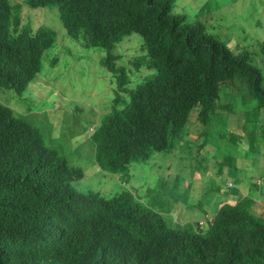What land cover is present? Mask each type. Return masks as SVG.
Listing matches in <instances>:
<instances>
[{
	"label": "trees",
	"instance_id": "16d2710c",
	"mask_svg": "<svg viewBox=\"0 0 264 264\" xmlns=\"http://www.w3.org/2000/svg\"><path fill=\"white\" fill-rule=\"evenodd\" d=\"M26 2L57 5L70 36L108 50L100 63L118 89L91 134L103 170L127 175L132 161L175 147L193 115L206 127L217 109L232 111V102H218L236 81L245 83L255 109L264 107V72L251 62V52L235 51L209 30L208 20L177 11L175 0ZM19 11L20 4L0 0V90L18 93L56 40L49 26L14 38L10 27ZM133 32L141 34L147 54L134 64L149 57L156 74L129 87L126 66L117 64L111 48ZM200 133L198 151H204L209 136ZM195 158L205 161L198 152ZM83 176L25 115L0 102V264H264V219L248 209L250 199L224 203L199 233L193 226L168 227L127 189L77 190Z\"/></svg>",
	"mask_w": 264,
	"mask_h": 264
},
{
	"label": "rangeland",
	"instance_id": "374dc122",
	"mask_svg": "<svg viewBox=\"0 0 264 264\" xmlns=\"http://www.w3.org/2000/svg\"><path fill=\"white\" fill-rule=\"evenodd\" d=\"M12 1L22 6L21 23H29L33 27L47 24L56 30L57 40L52 48L45 51L37 78L41 76L50 90L65 94V101L62 99L58 116L45 109L31 114L35 115L37 121L49 118L52 131L47 137L48 144L65 154L71 164L83 169V178L75 182L77 189L109 193L119 187L128 188L148 206L160 211L171 224L196 223L205 221V216L212 217L215 209L209 204L216 202L212 193L218 189L222 193L226 187L220 181L224 180V173H228L225 165L243 168L257 153L264 151V111L254 108L255 99H251L245 83L239 80L231 88L221 91L218 103L232 102L235 106L232 111L217 109L206 127L193 115L175 141V148L155 151L145 162H131L130 174L125 176L124 183L122 178L98 166L94 158L95 146L90 140L92 118L98 116L103 106L114 99V78L100 63L108 50L87 48L81 38H69L61 23L57 5L31 8L20 0ZM175 9L187 14L190 20H195L197 16L208 20L211 32L214 31L235 51H250L251 62L264 68V0H175ZM142 45L141 34L133 32L111 48L113 53L119 55L116 62L126 66L130 87L150 80L156 74L149 57L143 59L139 66L134 64V61L147 55ZM55 57L57 59L53 61ZM5 93L17 100L28 96L26 92L22 95ZM23 102L30 104L28 99ZM75 103L84 107L77 112V116L67 109ZM45 104L46 99L41 98L30 105L31 108H38ZM206 130L212 134L208 144L209 154L199 151V156L205 159L201 171L206 167L207 172L198 175L194 173V155L198 152L195 148L203 139L200 131ZM220 168L218 176L222 178L216 180ZM245 175L248 185L253 187L258 182L252 170L246 171ZM257 177L264 179V173L259 172ZM241 188L244 191L247 189L245 185ZM197 204H202V207ZM203 208L208 209L205 214ZM261 208L258 212L264 211Z\"/></svg>",
	"mask_w": 264,
	"mask_h": 264
},
{
	"label": "clouds",
	"instance_id": "9594fccd",
	"mask_svg": "<svg viewBox=\"0 0 264 264\" xmlns=\"http://www.w3.org/2000/svg\"><path fill=\"white\" fill-rule=\"evenodd\" d=\"M20 1L21 2H25V4L28 7H30L27 4L26 0H20ZM9 2L11 4V6H15V4H16V2H13L12 0H9ZM44 7H48V6H44ZM21 8H22V6L20 4V9ZM31 8H33V7H31ZM38 8H40V7H38ZM19 13H20V11H19ZM41 26H49V25L40 24V25H38L36 27H33L29 23H21V17H20L19 20H18V23L14 24L13 27H10V32L14 35V38H15L24 29L29 30L33 34ZM55 32H56V30H55ZM66 34H67V36L69 38L72 37V36H70L67 33V31H66ZM72 38H74V37H72ZM56 40H57V37H56ZM56 40H55V42H56ZM55 42L50 47H48L47 49L52 48L55 45ZM87 48H90V47H87ZM42 58H43V56H42ZM56 59H57V57H55L53 59V61H56ZM119 65H122V64H119ZM102 66H104V65H102ZM41 67H42V61H41ZM41 67L38 70V72L33 75V79L28 83L29 85H28V87H27V89L25 91L28 94L27 97H22L21 100H17L12 95H10L9 93H5V92H14V91H9V90L2 91V90H0V102L1 103H3V102L8 103L12 107H14L15 110L18 111L19 114L25 115L26 118L28 119L30 125L34 126L36 129H38L39 132L42 133L46 137V141H47V137L50 135L49 133L52 131V129L50 128V125H52V123H50V120H49L48 117H45L46 121H37L35 115H33L31 113H36L39 110L45 109V110L48 111V113H53L54 115L58 116V112L62 109V107H61L62 99H64L65 94H63L61 91H58V90H55V91L50 90L48 84L43 80V78L41 76L39 78H37L38 73L41 70ZM260 67L262 68V70L264 72V68L262 66H260ZM108 71L110 72V70H108ZM111 75H112V77L114 78V81H115L116 89H114V92H116L117 89H118L117 81H116L115 77L113 76L112 72H111ZM129 82H130V79L128 77V82H127L128 86H129ZM14 93H16L18 95H22L24 92H20V93L14 92ZM114 95H115V93H114ZM41 98H45L46 101H47V104H45L43 106H40L38 108H31L30 104L38 102ZM24 99H28V102L30 104L24 103L23 102ZM114 99L103 106V110L98 114V116H96L95 118H92V121L90 123V124H93V126L91 128L92 129L91 134L94 132L95 128L98 127V125H99V123L101 121V116L103 114H106L108 111H110ZM64 101H65V99H64ZM46 107H48V108H46ZM50 107H53V108H50ZM28 108H30L31 110H28ZM83 108L84 107L81 106L80 104L75 103L73 107H68L67 109L69 111H71L73 115L77 116L78 115L77 112L80 109H83ZM254 108H255V106H254ZM256 110L257 111H264L262 108L259 109V110L258 109H256ZM206 133L208 134L209 141H210L211 138H212V134L209 133L207 130H206ZM90 140H92L91 135H90ZM212 142H214V141H212ZM93 143H94V141H93ZM208 144H209V142L205 146V150L204 151H208ZM217 145H216V148H217ZM94 146H95V143H94ZM51 147H53V146H51ZM170 148L173 149L175 147L173 146V147H170ZM195 151H198V147L195 148ZM198 153H199V151H198ZM94 154H95V152H94ZM195 155H194V160L196 162V166H195L196 169L194 170V173L196 172L198 175L199 174L203 175L204 173L207 172V168L203 167V169L201 171L200 167H201V165H204L205 161L200 162V161L196 160ZM205 155H207V154H205ZM94 158H95V156H94ZM263 159H264V151H261L260 153H257L245 165H243V168L239 167L237 165H232V164L231 165H225L221 160L219 161V162H222L225 165V167H226L225 171L228 170V173H224V171L221 172V173L225 174L224 180H220L222 177L218 176V174L221 171V168L216 173V180L218 179L220 181H223L225 183L226 187L223 189L224 192L222 191V193L219 192L220 191L219 189H218V191L216 193H214V192L212 193V195H214V198H215L216 202L212 201L209 204V207H212V208L215 209L214 214L217 212V210H219V208L222 205H224V203L236 204L237 202L239 203V202H241L243 200L250 199L251 202L246 200L248 209H250L255 215L261 216L264 219V211L258 212V210L261 208V206H262L261 209L264 210V179L260 178V177H257V174L259 172H263L264 173ZM68 161H69V159H68ZM145 161H142V162H145ZM206 161L209 162L210 160L207 158ZM132 162H134V161H132ZM135 162H137V161H135ZM69 163H70V161H69ZM71 165H74V164H71ZM74 166H77V165H74ZM78 167H80V166H78ZM248 170H252L256 174V179L255 180H257V178H258V182H256V184L254 183L253 187L251 185H248V179H247V177L245 175V172L248 171ZM103 171H106V170H103ZM106 172H109V171H106ZM188 172L191 174L192 177H194V175H192V173H191V170H189ZM83 173H84V171H83ZM109 173H112V172H109ZM113 174L117 175V177L122 178V181L125 183V176L130 174V165H129V171H128L127 175H121V174H116V173H113ZM78 180H80V179H78ZM244 185L247 187L246 191H244L241 188ZM75 188L77 189L76 186H75ZM123 189H125V190L127 189V191L132 196H134L137 200H139L144 206L152 209L153 211H157L156 209L148 206L145 202L140 200L128 188H125V187H119V188H116V189H114L113 191H111L109 193L108 192H104V194H112V193H115V192H117L119 190H123ZM86 191H93V190H86ZM93 192L103 193L101 191H93ZM246 201H244V202H246ZM197 206L198 207H202V204H197ZM207 210H208L207 208H203V213L205 214L207 212ZM157 212H159L161 214L160 211H157ZM204 214H203V216H204ZM214 214L212 215V217H206L205 216V221H197L196 223L192 222V221H189V222L183 223V224H181V223H173V224H171L164 215H162V214L161 215L165 218V220H166L165 222H166V225L168 227H173V228H177V229H185V228H187L189 226H193V229L196 232L201 233V232L207 231L209 229V227L211 226V224L213 222ZM202 227H205V229H202Z\"/></svg>",
	"mask_w": 264,
	"mask_h": 264
}]
</instances>
